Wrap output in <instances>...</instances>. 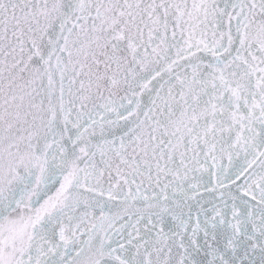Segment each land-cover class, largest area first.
<instances>
[{"label": "snow or ice", "instance_id": "obj_1", "mask_svg": "<svg viewBox=\"0 0 264 264\" xmlns=\"http://www.w3.org/2000/svg\"><path fill=\"white\" fill-rule=\"evenodd\" d=\"M0 264H264V0H0Z\"/></svg>", "mask_w": 264, "mask_h": 264}]
</instances>
